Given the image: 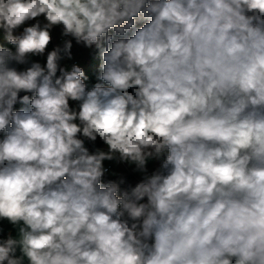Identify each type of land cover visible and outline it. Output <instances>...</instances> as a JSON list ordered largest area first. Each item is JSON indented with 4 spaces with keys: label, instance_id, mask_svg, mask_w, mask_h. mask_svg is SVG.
<instances>
[{
    "label": "clouds",
    "instance_id": "obj_1",
    "mask_svg": "<svg viewBox=\"0 0 264 264\" xmlns=\"http://www.w3.org/2000/svg\"><path fill=\"white\" fill-rule=\"evenodd\" d=\"M0 264H264V0H0Z\"/></svg>",
    "mask_w": 264,
    "mask_h": 264
}]
</instances>
